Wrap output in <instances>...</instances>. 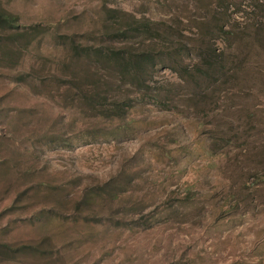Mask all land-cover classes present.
<instances>
[{
	"label": "rangeland",
	"instance_id": "374dc122",
	"mask_svg": "<svg viewBox=\"0 0 264 264\" xmlns=\"http://www.w3.org/2000/svg\"><path fill=\"white\" fill-rule=\"evenodd\" d=\"M256 1H244L243 18L234 14L245 26ZM208 2L0 0V11L17 24L0 28V264H264V51L251 54L249 78L233 82L204 128L190 110H175L183 100L138 103L128 86L115 96L119 81L108 76L106 103L132 106L124 119L97 117L80 103L85 79L77 78L96 68L55 64L69 48L57 43L59 34L77 44L91 34L86 45L141 46V36L103 40L109 12L115 25L127 18L164 22L181 32L184 52H194L205 19L199 6ZM35 25L45 32L25 47L22 34ZM163 38L145 44H171ZM152 80L155 88L182 86L168 68ZM226 132L232 142L212 154V134L218 140ZM124 178L131 179L127 187ZM109 180L119 186L109 189ZM86 192L95 197L76 206ZM19 245L39 251H12Z\"/></svg>",
	"mask_w": 264,
	"mask_h": 264
},
{
	"label": "trees",
	"instance_id": "16d2710c",
	"mask_svg": "<svg viewBox=\"0 0 264 264\" xmlns=\"http://www.w3.org/2000/svg\"><path fill=\"white\" fill-rule=\"evenodd\" d=\"M244 1L210 0V2L199 6V11L204 14L205 19L199 18L201 41L198 49L191 48L194 52H188V49L184 52L185 46L177 37L181 32L177 29L171 31V27L164 22L162 26L157 27V22L150 19L127 18L123 21L120 20L115 25L113 23L115 16L109 12L107 15L109 22H102L101 25L102 35L105 36L103 40L105 42L125 41L128 37L137 38L141 36V46L125 48L109 45L104 47L86 45L87 39L94 38L91 34H87L89 38H82V40L85 39L83 40L84 43L77 44L78 39L76 37L59 34L56 35L57 43H65L69 48H66L67 56H62L55 64L61 69L68 68L74 71L77 68L76 64L84 61L88 66L96 68V72H89V70L84 69L85 72L79 74L80 77L78 75L77 78L80 81L85 79L82 82L83 91L80 90L81 86L79 87L78 95L82 97L80 103L94 108L97 117H104L109 121L124 119V115L130 111L132 106L131 103L123 100H113L111 103H106L105 94L112 90L110 88L111 81L109 82L106 79V76H108L119 81L117 89L112 90L116 93L115 96H117L119 90L128 86L131 87L137 99L139 98L138 103L143 101L145 97L153 103L164 106L165 103L183 100L185 103L181 106H175V110L180 114H186L190 110L191 115L198 120V125H202L204 128L208 124L207 116L214 111L215 107H218L219 102H225L229 98V91L231 88H235L233 82L238 77V81L249 78L250 72L247 69V64L252 57L251 54H259L260 51H264V3L250 0L256 2L251 16L248 20L244 19L252 22L245 26L243 19L235 17L237 15L243 18L242 12L245 9L241 7L245 4ZM3 26L15 28L17 24L14 23V18L11 15H6L0 11V28ZM246 28L251 30L250 34L246 33ZM30 29L33 30L25 31L22 34L26 39L25 47L32 39L45 32L44 28H39L36 25ZM143 35L145 38H143ZM163 35L170 36V45H166L165 40L150 41V43L145 44L146 40L163 38ZM220 42L223 45L219 46ZM57 43L55 42V45ZM234 47L238 48V51L234 56H228ZM191 55H194L195 61L191 62L189 57ZM186 57L190 59L189 62ZM161 67L171 69L176 73L181 81V89L174 90L151 86L153 73ZM252 72L254 73V71ZM255 74L259 75L258 80L262 82L260 72L256 71ZM84 84H88L90 90H86ZM238 87L241 88V84H238ZM71 88H74V86ZM71 88L69 87V90ZM99 88L102 89L101 93H98ZM122 127L125 128L124 124H122ZM229 135L226 132L217 140L212 134L213 145L209 144L210 152L212 154H224L223 151H217V148L229 141L232 142ZM53 141L51 136L49 142L52 145ZM218 141H221V143L219 144ZM119 181L127 187L131 179L124 178L119 179ZM115 184L119 186L113 180H109L107 183L109 189H113ZM93 193L97 194L96 191H93ZM93 193H84L76 206L88 203L95 197ZM107 196L113 197V200L117 198L116 193L107 192ZM24 248L32 252L39 251L38 246L30 245H19L11 249L12 251H26Z\"/></svg>",
	"mask_w": 264,
	"mask_h": 264
}]
</instances>
